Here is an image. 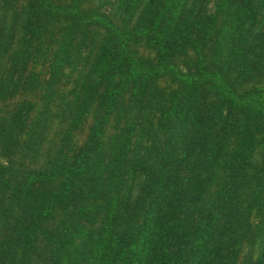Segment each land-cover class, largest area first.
Listing matches in <instances>:
<instances>
[{"label":"trees","instance_id":"trees-1","mask_svg":"<svg viewBox=\"0 0 264 264\" xmlns=\"http://www.w3.org/2000/svg\"><path fill=\"white\" fill-rule=\"evenodd\" d=\"M0 264H264V0H0Z\"/></svg>","mask_w":264,"mask_h":264}]
</instances>
